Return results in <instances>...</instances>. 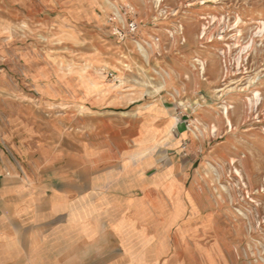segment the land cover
Segmentation results:
<instances>
[{
  "label": "rangeland",
  "instance_id": "rangeland-1",
  "mask_svg": "<svg viewBox=\"0 0 264 264\" xmlns=\"http://www.w3.org/2000/svg\"><path fill=\"white\" fill-rule=\"evenodd\" d=\"M87 70L167 99L185 133L197 213L171 264H264V0H0V147L39 134L47 165L53 134L112 133L68 92Z\"/></svg>",
  "mask_w": 264,
  "mask_h": 264
},
{
  "label": "crops",
  "instance_id": "crops-1",
  "mask_svg": "<svg viewBox=\"0 0 264 264\" xmlns=\"http://www.w3.org/2000/svg\"><path fill=\"white\" fill-rule=\"evenodd\" d=\"M71 79L75 106L94 114L87 124L112 133L53 134L47 165L35 156L39 134L4 139L0 264H171V230L197 213L185 163L171 157L185 135L171 103L100 72Z\"/></svg>",
  "mask_w": 264,
  "mask_h": 264
},
{
  "label": "built area",
  "instance_id": "built-area-1",
  "mask_svg": "<svg viewBox=\"0 0 264 264\" xmlns=\"http://www.w3.org/2000/svg\"><path fill=\"white\" fill-rule=\"evenodd\" d=\"M14 167L17 169L18 172H21V171H20V167H19L16 163H14ZM4 176H6V177L11 176L10 171H5ZM0 177H1V176H0Z\"/></svg>",
  "mask_w": 264,
  "mask_h": 264
},
{
  "label": "bare ground",
  "instance_id": "bare-ground-1",
  "mask_svg": "<svg viewBox=\"0 0 264 264\" xmlns=\"http://www.w3.org/2000/svg\"><path fill=\"white\" fill-rule=\"evenodd\" d=\"M113 73V72H112ZM114 78H117V76L116 77H114ZM224 109H225V107H224Z\"/></svg>",
  "mask_w": 264,
  "mask_h": 264
}]
</instances>
